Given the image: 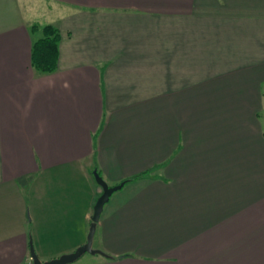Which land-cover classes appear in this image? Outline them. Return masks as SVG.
Instances as JSON below:
<instances>
[{"label": "crops", "instance_id": "obj_1", "mask_svg": "<svg viewBox=\"0 0 264 264\" xmlns=\"http://www.w3.org/2000/svg\"><path fill=\"white\" fill-rule=\"evenodd\" d=\"M48 1L41 74L40 0H0V264L86 243L94 171L85 264H264V0Z\"/></svg>", "mask_w": 264, "mask_h": 264}, {"label": "trees", "instance_id": "obj_2", "mask_svg": "<svg viewBox=\"0 0 264 264\" xmlns=\"http://www.w3.org/2000/svg\"><path fill=\"white\" fill-rule=\"evenodd\" d=\"M30 30L37 36L32 43L31 62L34 70L41 74L55 72L58 67L59 46L61 35L59 29L53 24H33ZM151 172V171H150ZM142 173L133 179L148 174Z\"/></svg>", "mask_w": 264, "mask_h": 264}, {"label": "water", "instance_id": "obj_3", "mask_svg": "<svg viewBox=\"0 0 264 264\" xmlns=\"http://www.w3.org/2000/svg\"><path fill=\"white\" fill-rule=\"evenodd\" d=\"M93 174L96 179V182L102 188L103 192L101 196L97 199L96 204L94 206L93 215L91 217V224L89 227V233L87 235L86 243L78 247L73 253L65 254L58 258H54V259L46 260V261H42L38 257L33 246L31 245L30 254H31L32 264H70L78 260L80 257H82L85 253H88V252L91 254L105 255L102 251L93 248L94 235H95L97 224L102 214L104 205L109 201L110 197L115 191L120 190L124 186L125 181L120 183L117 186L110 187L97 171H94Z\"/></svg>", "mask_w": 264, "mask_h": 264}, {"label": "rangeland", "instance_id": "obj_4", "mask_svg": "<svg viewBox=\"0 0 264 264\" xmlns=\"http://www.w3.org/2000/svg\"><path fill=\"white\" fill-rule=\"evenodd\" d=\"M52 7L53 10H50V7ZM37 6V4H36ZM35 6V8H36ZM59 6L55 5L54 3L49 2L48 0H40V6L37 8L38 10V15H36V21L39 22L42 25H46V24H53L50 22H55L56 18L59 16L58 10ZM62 13V12H61ZM39 36V35H38ZM30 220L31 217L29 216ZM33 230V227H32ZM74 239H76V237H74ZM76 241H73V246H75ZM69 246V245H68ZM67 246V247H68ZM77 247H71V249H68L67 251H47L46 253H44L43 251H39L37 249H34L36 254L38 256H40V258H43L44 256H48V260H51L52 258H58L62 255L65 254H70L73 253L77 248ZM96 247L95 241H93V248ZM34 248V247H33ZM91 253H85L82 257H80L78 260L74 261L73 263L70 264H85L88 262L89 259H91Z\"/></svg>", "mask_w": 264, "mask_h": 264}]
</instances>
